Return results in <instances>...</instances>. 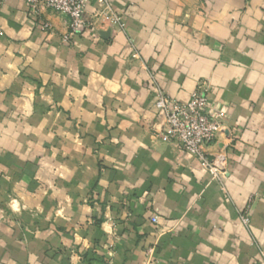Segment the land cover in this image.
<instances>
[{"label": "crops", "instance_id": "1", "mask_svg": "<svg viewBox=\"0 0 264 264\" xmlns=\"http://www.w3.org/2000/svg\"><path fill=\"white\" fill-rule=\"evenodd\" d=\"M110 2L123 29L66 39L0 0V264H264V0ZM200 81L221 181L154 106Z\"/></svg>", "mask_w": 264, "mask_h": 264}, {"label": "built area", "instance_id": "2", "mask_svg": "<svg viewBox=\"0 0 264 264\" xmlns=\"http://www.w3.org/2000/svg\"><path fill=\"white\" fill-rule=\"evenodd\" d=\"M33 14L39 15L41 7L65 15L69 30L66 39L76 33L106 24L123 29L125 26L121 12L115 10L110 0H25ZM92 5L91 9L88 6ZM43 26L50 29V24ZM154 106L163 113L164 123L161 137L166 141H176L180 147L195 155L212 179L221 181L226 172L227 158L222 151L209 155L207 147L216 139L222 128L220 119L211 112L207 82L200 81L185 101H180L164 90L157 88ZM240 220L249 226L248 212L240 214ZM153 222L157 217L152 218Z\"/></svg>", "mask_w": 264, "mask_h": 264}, {"label": "water", "instance_id": "3", "mask_svg": "<svg viewBox=\"0 0 264 264\" xmlns=\"http://www.w3.org/2000/svg\"><path fill=\"white\" fill-rule=\"evenodd\" d=\"M104 33V32H103Z\"/></svg>", "mask_w": 264, "mask_h": 264}]
</instances>
